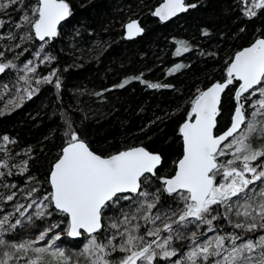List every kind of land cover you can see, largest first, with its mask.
Listing matches in <instances>:
<instances>
[{
  "label": "snow or ice",
  "instance_id": "obj_1",
  "mask_svg": "<svg viewBox=\"0 0 264 264\" xmlns=\"http://www.w3.org/2000/svg\"><path fill=\"white\" fill-rule=\"evenodd\" d=\"M241 2L248 5L250 0ZM22 3L0 0V10ZM195 7L185 0H166L154 14L166 21ZM26 9L23 23L16 25L27 28L22 41L31 40L32 33L43 42L57 37L58 26L71 15L67 0H36L35 7L27 5ZM257 9H264V0H251L247 15L256 16ZM142 32L135 21L127 25L129 39ZM188 50L182 44L177 54ZM40 51L35 54L37 59ZM16 67L11 61L0 62V74ZM36 70L34 61L24 64L26 75L20 76L17 84L23 81L25 96H20L17 88L15 99H30L38 91L31 88L27 75ZM55 76L54 71L35 82L53 83ZM128 83L125 80L119 87ZM233 85L237 88L234 111L229 125L218 133L221 95ZM55 87H61L58 79ZM9 92L7 84H0V100ZM15 99L10 98L7 104H14ZM69 129L65 133L67 145L49 173L51 191L42 194L39 204L32 200L27 206L36 205L34 213L28 215L21 211L23 204H16L14 212L0 218V264H264V144L252 143L256 138L264 139V38L235 55L224 82L200 91L192 101L191 113L179 129L183 153L172 176L158 175L160 154L135 147L104 157L92 151L70 124ZM2 139L10 142L6 135ZM0 168H8L7 162ZM26 171L25 164L20 172ZM7 174L12 175L11 171ZM4 175L0 172V178ZM37 191L31 189L29 198ZM165 195L171 198L165 201L166 208L161 205ZM15 197L16 193L6 197L0 193V199L8 202ZM114 211L119 212L115 218L109 215ZM15 213L26 218L27 227L35 226L33 216L48 220L59 215L35 239L11 243L4 238L5 233L25 227L22 219L12 222ZM232 217L242 222L233 223ZM221 221L239 231L220 234ZM65 232L67 237H83L81 250L69 252L57 244L63 243ZM183 241H188L187 245L177 243ZM40 242L45 246H36Z\"/></svg>",
  "mask_w": 264,
  "mask_h": 264
},
{
  "label": "trees",
  "instance_id": "obj_2",
  "mask_svg": "<svg viewBox=\"0 0 264 264\" xmlns=\"http://www.w3.org/2000/svg\"><path fill=\"white\" fill-rule=\"evenodd\" d=\"M162 1L67 0L71 15L57 37L47 42L36 39L34 33L31 40L22 41L27 28L16 27L23 23L26 6L35 7L36 0H23L19 7L0 10V19L4 20L0 27V62L17 65L7 69L0 82H17L26 75L22 72L24 64L33 61L43 46L34 62L36 72L27 73L31 88L38 91L30 99L14 104H7L6 95L0 100V164H8V168H0L5 173L0 178V193L5 197L16 193L11 202L0 199V218L14 212L16 204H23L21 211L32 215L36 205L28 208V204L32 200L39 204L42 194L51 191L49 173L68 142L65 133L70 131L69 124L100 155L142 145L163 157L158 175L174 174L183 153L179 129L191 113L192 101L210 84L226 79L227 67L238 50L264 37V9H257V15L249 17L251 0L248 5L241 0H186L196 7L163 22L153 15ZM135 18L141 20L144 33L126 39L125 23ZM182 44L189 50L178 55ZM54 71L53 83L36 84L37 79ZM57 79L59 89L55 87ZM125 80L129 83L119 87ZM20 83L23 90L25 85ZM151 84L160 87L152 88ZM235 90V85L230 86L223 97L217 132L229 125ZM5 135L10 142L3 141ZM257 142L264 144V139L258 138ZM25 164L27 171L21 173ZM9 171L12 175L7 174ZM13 184L16 187H2ZM33 188L39 191L29 198ZM170 200L162 196L161 205L166 208L165 201ZM56 215L59 214L48 220L33 216L35 226L27 227L26 218L15 213L12 222L22 219L25 227L5 233L4 238L11 243L35 239ZM109 215L115 218L119 212ZM232 220L242 222L237 217ZM189 229L193 230V226ZM228 230L239 231L221 221L220 234ZM62 240L57 244L69 252L83 247V237L73 239L65 232ZM177 243L187 245L188 241ZM187 251L185 246L183 252Z\"/></svg>",
  "mask_w": 264,
  "mask_h": 264
},
{
  "label": "water",
  "instance_id": "obj_3",
  "mask_svg": "<svg viewBox=\"0 0 264 264\" xmlns=\"http://www.w3.org/2000/svg\"><path fill=\"white\" fill-rule=\"evenodd\" d=\"M166 2V0H163L160 4H158L155 8H154V10H153V15L156 17V18H158V19H160L158 16H156L154 13H155V11L158 9V8H160V7H162L163 6V4ZM185 3L186 4H188L187 2H186V0H185ZM183 13H185V12H181V13H178L177 15H175V16H173V17H171L170 19H172V18H174V17H176V16H179V15H181V14H183ZM170 19H168V20H170ZM161 20V19H160ZM168 20H166V21H168ZM133 21H135V22H137L138 24H139V26L143 29V32L141 33V34H139V35H134L133 36V38H131V39H134V38H136V37H138V36H141L143 33H144V27L142 26V24H141V20L139 19V18H135V19H131V20H129V21H127L126 23H125V26H124V36H125V38L126 39H129L128 38V35H127V25L129 24V23H131V22H133ZM161 21H163V22H165L164 20H161ZM65 22V20L64 21H62L61 22V24L58 26V32H59V30H60V27L62 26V24ZM260 38H264V37H259V38H257V39H260ZM256 39V40H257ZM255 40V41H256ZM255 41H253L252 43H254ZM251 43V44H252ZM250 44V45H251ZM250 45H247V46H245V47H243V48H241L240 50H238L235 54H234V56H233V58L235 57V55L239 52V51H241V50H243V49H245V48H247V47H249ZM233 60V59H232ZM232 62V61H231ZM231 62H230V64H231ZM4 74V73H3ZM3 74H0V77L3 75ZM217 82H224V80L223 81H217ZM214 83H216V82H214ZM214 83H212V84H210L208 87H206L204 90H206L207 88H209V87H211ZM230 87V86H229ZM203 90V91H204ZM228 89H226L225 90V92L221 95V104H222V100H223V97H224V95H225V93H226V91H227ZM236 90H237V88H236ZM235 90V91H236ZM220 107H221V105H220ZM218 118L219 117H217V126H218ZM187 121V120H186ZM185 121V122H186ZM185 122H183L182 123V125H181V127L183 126V124L185 123ZM217 130V129H216ZM224 131V130H223ZM222 132V131H221ZM219 133V132H218ZM183 140V139H182ZM86 143V142H85ZM67 145V144H66ZM65 145V146H66ZM89 146V145H88ZM135 147H144V146H142V145H137V146H133V147H130V148H135ZM90 148V147H89ZM130 148H127V149H124V150H122V151H125V150H128V149H130ZM145 148V147H144ZM91 149V148H90ZM146 150H148V151H150L149 149H147V148H145ZM92 150V149H91ZM93 151V150H92ZM95 152V151H94ZM150 152H152V153H156V154H159L158 152H153V151H150ZM96 153V152H95ZM117 153V152H116ZM116 153H114V154H116ZM96 154H98V153H96ZM100 155V154H99ZM111 155H113V154H111ZM101 156H104V155H101ZM107 156H110V155H107ZM107 156H104V157H107ZM162 157V156H161ZM181 158H182V156H181ZM162 162H163V157H162ZM54 165V164H53ZM162 165V164H161ZM160 165V166H161ZM159 166V167H160ZM175 171H176V169H175ZM175 173V172H174ZM172 176V175H171ZM73 239H78V238H73Z\"/></svg>",
  "mask_w": 264,
  "mask_h": 264
},
{
  "label": "rangeland",
  "instance_id": "obj_4",
  "mask_svg": "<svg viewBox=\"0 0 264 264\" xmlns=\"http://www.w3.org/2000/svg\"><path fill=\"white\" fill-rule=\"evenodd\" d=\"M35 63H36V58L33 60ZM35 63H34V65H35ZM24 68V67H23ZM23 68H22V72L23 73H25L24 71H23ZM26 74V73H25ZM0 84H7L8 85V87H9V89H11V92H9L8 94H6V98H5V100H6V102L11 98V99H15V97H16V92H17V88H19L20 89V92H19V95L20 96H23V90H22V84L19 82V84H17V82H16V80H13V81H11L10 80V82H0ZM14 85H16V87H13ZM253 99H255V98H253ZM20 99H15V103L16 102H18ZM260 139V138H259ZM257 140H258V138H256V139H253L252 140V143H253V145L254 146H259L261 143H259V142H257ZM260 141V140H259Z\"/></svg>",
  "mask_w": 264,
  "mask_h": 264
}]
</instances>
